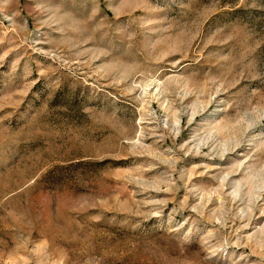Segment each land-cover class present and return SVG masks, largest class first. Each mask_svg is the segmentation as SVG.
<instances>
[{
  "label": "rangeland",
  "instance_id": "1",
  "mask_svg": "<svg viewBox=\"0 0 264 264\" xmlns=\"http://www.w3.org/2000/svg\"><path fill=\"white\" fill-rule=\"evenodd\" d=\"M0 264H264V0H0Z\"/></svg>",
  "mask_w": 264,
  "mask_h": 264
}]
</instances>
